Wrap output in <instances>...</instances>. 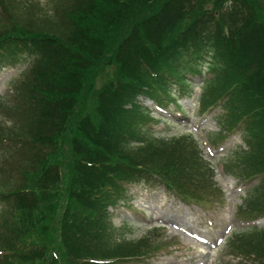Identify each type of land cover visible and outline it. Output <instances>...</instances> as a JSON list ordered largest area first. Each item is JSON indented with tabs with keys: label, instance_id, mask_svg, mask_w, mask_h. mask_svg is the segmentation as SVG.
<instances>
[{
	"label": "trees",
	"instance_id": "obj_1",
	"mask_svg": "<svg viewBox=\"0 0 264 264\" xmlns=\"http://www.w3.org/2000/svg\"><path fill=\"white\" fill-rule=\"evenodd\" d=\"M188 1L84 0L78 8H65L60 30L29 29L11 18L0 23V39L23 41L18 43L23 49H0V64L17 63L26 50L35 58L46 52L22 84L27 96L30 86L39 95L31 105L27 100L32 114L23 131L26 140L50 148L40 162L24 161L14 190L0 188L18 216L12 230L0 235V249L7 251L0 264H109L147 255L113 242V229L101 213L122 198L124 185L150 176L185 201L199 203L200 195L210 193L222 198L211 187L192 138L153 140L146 127L152 119L135 99H158V91L169 96V84L184 85L186 75L200 74L206 59L211 76L199 98L201 110L221 101L222 129L244 125L249 150L233 159L242 164L243 179H258L244 199L246 215L264 216V0ZM171 8L180 14L169 17ZM235 28L243 33L242 45L230 37ZM106 69L105 82L99 76ZM49 107L63 116L59 135ZM5 131L0 128V144L13 142V131ZM132 142L141 146L131 149ZM13 158L9 149L2 152L0 173ZM80 223L90 226L83 230ZM248 232L229 240L227 248L231 255L249 257V264H264V230Z\"/></svg>",
	"mask_w": 264,
	"mask_h": 264
},
{
	"label": "rangeland",
	"instance_id": "obj_2",
	"mask_svg": "<svg viewBox=\"0 0 264 264\" xmlns=\"http://www.w3.org/2000/svg\"><path fill=\"white\" fill-rule=\"evenodd\" d=\"M83 2L84 0H0V23L3 24V20L11 18L22 26L26 27L27 25L29 29L51 25V27H57L60 30L65 22L67 12L65 8L70 9L68 6L78 8ZM188 2H193V0ZM5 5L8 8L7 15L2 13ZM168 13L172 18L180 14L176 8H171ZM224 19L226 20V18ZM235 30L236 28L232 30L230 37L242 45L240 36L243 33L235 32ZM0 40H2L0 41L2 51L13 52L15 46L18 49H23V46L18 44L23 41H16L18 39L4 40L3 38ZM27 53L28 50L23 51L18 56L17 63L4 60L0 64V128L5 129L7 135L13 131V137L21 136L20 140L12 137L13 142L5 140L0 144V159H2V152H6L7 149H9L10 156H14L12 161H8L10 164L5 168L7 172L0 173L1 190H14L21 181L20 169L24 168V163L32 159L40 162L44 154H47V150L50 151L48 146L44 147L37 145L34 141L26 140V134L23 131L27 128L26 124L30 122L32 114L27 100L30 104V101L39 98V95L37 89L30 86L27 96L22 84L25 78L30 79L29 75L34 72L33 69L36 67L37 61L46 52L38 51L36 58ZM205 61L208 62L207 59ZM206 62L200 66V74H185V85L169 84L167 92L171 96L172 100L170 101L173 102L164 104L165 95L160 91L157 94L159 98L161 97V101L144 95L135 96V99L152 119L146 123V127H149V130L153 132V140L163 143L172 137L192 138L206 170L207 178L212 184L211 187L220 190L221 194L219 195L222 198L218 201L220 198L215 193L202 194L199 196V204L197 202L183 203L176 194L167 191L164 185L154 177L139 184L127 186L123 197L114 205L107 207L105 214L101 213L102 218L113 229L111 237L113 242L127 244L125 248H129L131 244V248L135 247L134 252L148 251L147 255L139 257L138 260L136 258L126 259L123 264H248L249 258L230 255L227 248L229 240H233L240 233H251L245 231L247 227L256 226L254 231L264 230V218L250 223L246 220L256 216H246L242 212L244 199L256 188L254 186L258 182V179H256L257 182L243 179L242 164H238L233 159L235 153L246 151L249 148L244 143L248 138L243 131L244 125H241L234 133L223 131L220 122L225 120L226 110L221 101H214L213 108L207 111L199 110L198 98L205 92L206 87L203 83L211 76ZM107 70L99 76L100 79H105V82L106 79H109ZM109 88L116 89L117 86ZM167 100L169 99L167 98ZM156 104L165 111H159ZM70 105L69 110L72 111L74 104ZM53 109V107H49L51 113L48 115L55 120V128H58L59 135L64 119L62 115L60 117L58 114V112L60 113L59 109L58 112ZM47 123L50 124L48 121ZM18 142L21 144H17ZM139 146L141 145L135 142L130 144L131 149ZM208 147L213 149V156L208 154ZM83 149L84 146L78 147V155L83 154ZM8 154L6 153V155ZM93 154L90 151V155ZM93 156L102 157L104 154L101 151L99 155L94 154ZM154 156L152 153V158H155ZM35 168L36 166L33 164L28 171L33 173ZM83 186L84 188L82 187L81 190L84 193L89 194L92 191L88 189L89 185L83 184ZM11 216L13 217L10 221ZM17 221L18 216L16 213L13 214L10 203L6 202L5 204L0 197V235L3 232L7 235L12 230V224ZM87 225L90 226L80 223L83 230H86ZM34 226L36 227L37 224ZM183 231L185 235H188L187 238L190 241L183 240L180 235V233L183 235ZM55 233L58 237L59 232ZM195 234L202 236L204 243H198L192 239L191 236ZM24 238L21 236V239ZM218 239H223V243L217 245ZM6 253V250L0 249V262L5 260ZM13 253L12 250H10V254L8 252L9 255ZM80 262L87 261L80 259Z\"/></svg>",
	"mask_w": 264,
	"mask_h": 264
},
{
	"label": "bare ground",
	"instance_id": "obj_3",
	"mask_svg": "<svg viewBox=\"0 0 264 264\" xmlns=\"http://www.w3.org/2000/svg\"><path fill=\"white\" fill-rule=\"evenodd\" d=\"M176 231H178V230H176ZM178 233H179V231H178ZM180 235L183 237V240H188V241H190L184 233H183V235L180 233Z\"/></svg>",
	"mask_w": 264,
	"mask_h": 264
}]
</instances>
